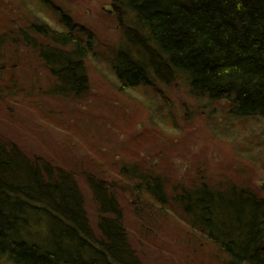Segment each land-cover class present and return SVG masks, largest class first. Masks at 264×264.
<instances>
[{
	"label": "trees",
	"instance_id": "obj_1",
	"mask_svg": "<svg viewBox=\"0 0 264 264\" xmlns=\"http://www.w3.org/2000/svg\"><path fill=\"white\" fill-rule=\"evenodd\" d=\"M111 6L120 41L107 55L123 87L182 82L195 95L226 102L236 117L264 118V0H112ZM60 20L62 32L38 23L0 26V76L11 72L12 88H19L13 71L32 58L53 79L50 91L39 93L85 96L94 34L66 12ZM120 173L160 208L175 202L188 237L202 236L222 260L217 264H264V197L250 182L175 186L169 196L164 178L136 165ZM81 176L30 157L0 132V264H146L112 186ZM80 178L97 206L93 223ZM138 223L146 245L155 231L143 216Z\"/></svg>",
	"mask_w": 264,
	"mask_h": 264
},
{
	"label": "rangeland",
	"instance_id": "obj_2",
	"mask_svg": "<svg viewBox=\"0 0 264 264\" xmlns=\"http://www.w3.org/2000/svg\"><path fill=\"white\" fill-rule=\"evenodd\" d=\"M43 3L0 0V26L38 23L62 32L60 17L70 14L79 29L92 32L96 41V51L85 64L88 91L80 99L39 93L41 88L50 91L53 79L28 58L26 65L13 71L19 88H12L11 72L0 76V132L32 158L51 160L82 173L83 178L92 174L106 180L146 264L222 262L202 236L188 237L191 231L175 214V202L160 208L146 192H134L133 181L120 172L124 166L136 165L140 173L164 178L169 196L175 186L246 180L264 197V118L236 117L226 102L195 95L182 82L123 87L107 55H113L120 41L112 0ZM4 32L0 28V34ZM83 178L80 186L93 223L97 206ZM141 216L155 231L146 245L139 233Z\"/></svg>",
	"mask_w": 264,
	"mask_h": 264
}]
</instances>
